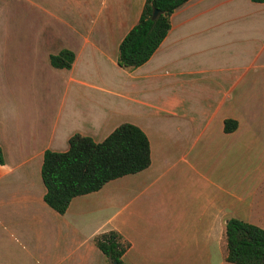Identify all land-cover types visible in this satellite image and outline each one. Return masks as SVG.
Listing matches in <instances>:
<instances>
[{"label":"crops","instance_id":"1","mask_svg":"<svg viewBox=\"0 0 264 264\" xmlns=\"http://www.w3.org/2000/svg\"><path fill=\"white\" fill-rule=\"evenodd\" d=\"M144 1L0 0V264H105L92 238L107 230L122 264H235L225 220L264 230V0H186L124 68ZM61 50L68 68L49 61ZM121 123L145 134L148 166L50 208L43 152Z\"/></svg>","mask_w":264,"mask_h":264},{"label":"trees","instance_id":"2","mask_svg":"<svg viewBox=\"0 0 264 264\" xmlns=\"http://www.w3.org/2000/svg\"><path fill=\"white\" fill-rule=\"evenodd\" d=\"M186 0H145L137 22L118 44L117 64L133 68L145 62L169 28V15ZM261 2L263 0H252ZM155 8L158 14L151 19ZM73 54L61 50L49 55L52 66L68 68ZM236 123L225 119L224 131ZM0 151V163H2ZM149 164V146L145 134L135 125L121 123L99 142L79 134L68 138L63 152L45 150L40 177L44 185V202L62 214L70 199L99 189L105 182L124 174L138 172ZM225 261L235 264H264V230L237 218L224 223ZM103 254L105 264H122L121 256L128 242L115 230L98 233L92 238Z\"/></svg>","mask_w":264,"mask_h":264},{"label":"water","instance_id":"3","mask_svg":"<svg viewBox=\"0 0 264 264\" xmlns=\"http://www.w3.org/2000/svg\"><path fill=\"white\" fill-rule=\"evenodd\" d=\"M158 14V10L153 8L152 11H151V16L150 18L151 19H154L156 17V15ZM111 264H115V263H111Z\"/></svg>","mask_w":264,"mask_h":264}]
</instances>
